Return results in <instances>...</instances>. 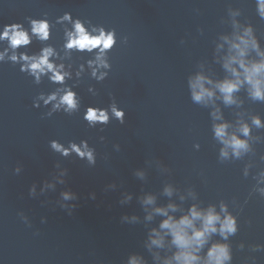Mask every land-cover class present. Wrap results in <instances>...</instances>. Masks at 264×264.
<instances>
[{"label":"water","instance_id":"water-1","mask_svg":"<svg viewBox=\"0 0 264 264\" xmlns=\"http://www.w3.org/2000/svg\"><path fill=\"white\" fill-rule=\"evenodd\" d=\"M229 2L242 7L257 34H264V21L255 15L253 0H0V24L45 12L54 21L70 11L94 24L115 28L118 43L110 53L109 76L101 83L85 76L76 90L83 105L103 107L111 93L126 112L124 125L113 120L103 132L99 127L88 128L80 114L42 118L47 109L34 108L33 98L55 85L46 79L35 85L18 65H0V264H123L129 252H144L143 225L120 222L126 213L142 215L140 206L135 198L124 206L118 200L121 191L159 193L168 177L155 168L149 170L147 183L132 175L147 159L164 161L173 170V182L194 184L206 202L235 197L243 203L253 183L251 177L242 176L244 162L217 161L208 110L192 103L186 87V77L198 61L206 59L211 64L216 34L229 30L220 23ZM58 29V25L53 28L49 41L57 46L63 42ZM122 35L129 37L127 45L119 43ZM39 47L38 42L31 45L33 51ZM79 55L73 56L76 63L82 62ZM211 66L219 72V66ZM89 85L98 90L97 96L87 92ZM244 107L264 116V103L246 100ZM224 112L227 119L233 118L230 109ZM100 136L105 142L99 141ZM51 139L64 143L87 139L96 147V166L89 168L74 157L58 156L48 146ZM196 142L201 145L199 151L192 147ZM115 143L121 145L119 152L113 150ZM256 147L264 152V145ZM57 160L69 169L68 186L80 195L71 216L56 204L65 186L58 185L56 192L38 198L28 196L32 183L39 185L50 178ZM18 162L23 171L16 175L13 169ZM200 170L207 183L198 175ZM112 181L120 187L104 192ZM93 191L95 200L88 197ZM19 211L29 216L31 228L19 219ZM41 217L47 218L46 223H41ZM37 230L39 235H34ZM240 241L264 243V200L250 199L240 212V231L232 237L234 264H244L248 254L247 249L236 248ZM253 255L256 264H264V251Z\"/></svg>","mask_w":264,"mask_h":264},{"label":"clouds","instance_id":"clouds-1","mask_svg":"<svg viewBox=\"0 0 264 264\" xmlns=\"http://www.w3.org/2000/svg\"><path fill=\"white\" fill-rule=\"evenodd\" d=\"M255 15L264 21V0H253ZM199 13V9H195ZM47 12L40 17L25 16L23 21L0 24V65L19 66V71L40 85L45 79L55 87L39 92L32 101L34 108L47 109L43 117L63 113L67 116L80 114L88 128L104 127L113 120L126 123V112L110 93L106 107L83 105L82 97L76 90L87 76L101 83L112 70L110 53L118 43L115 28H105L89 19L73 16L70 11L51 21ZM243 17V19H241ZM220 23L229 30L218 32L212 41L211 64L206 59L198 61L186 77V87L192 103L208 110L210 132L217 147V161L220 164L243 161L242 176L251 177L247 197L241 203L233 197L231 201L221 198L204 201L192 183L179 186L172 181V168L158 158L147 159L143 167L133 169L132 175L147 183L149 170H155L164 177L159 193L144 191L134 194L121 191L118 203L129 205L133 199L140 206L142 215L132 213L120 217L122 224L143 225L145 236L142 241L144 252L131 251L123 264H234L232 237L240 231V212L250 199L264 200V152L257 151V145H264V116L245 108V102L264 103V34L258 35L251 20L244 16L242 7L227 3L226 13ZM59 26L63 42L59 46L49 43L52 30ZM203 35V29L198 28ZM129 37L119 38L121 45H127ZM38 42L40 47L33 51L31 45ZM183 45L185 41L181 39ZM74 54H80L76 63ZM211 65L219 66L216 72ZM71 81L72 83H69ZM87 92L97 96L98 90L89 85ZM225 109H230L232 119H227ZM100 136L99 141L105 142ZM50 150L67 159L74 157L84 161L89 168L97 164L96 147L87 139L66 143L57 139L48 142ZM113 150L119 152L121 145L115 143ZM199 151L201 145H192ZM107 155L104 159L107 160ZM23 164L13 169L19 175ZM198 175L204 183L207 179L203 170ZM69 169L60 160L54 164L50 178L39 185L34 182L28 189V196L38 198L49 192H56L58 185L65 186L59 191L56 204L71 216L78 207L80 195L68 186ZM120 185L112 181L104 186V192L116 191ZM96 199V193H88ZM161 197L165 198L163 201ZM47 201H41L45 204ZM239 209V211H236ZM19 219L29 228L32 222L23 211ZM41 217V223H46ZM246 223L252 226V220ZM34 235H39L38 230ZM236 248L247 255L244 264H256L254 253L264 251V243L246 244L240 241ZM145 252L147 255H145Z\"/></svg>","mask_w":264,"mask_h":264}]
</instances>
